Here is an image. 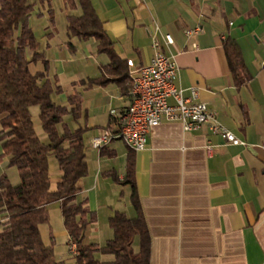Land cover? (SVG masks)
<instances>
[{"label":"crops","instance_id":"obj_1","mask_svg":"<svg viewBox=\"0 0 264 264\" xmlns=\"http://www.w3.org/2000/svg\"><path fill=\"white\" fill-rule=\"evenodd\" d=\"M91 2L116 53L127 62L128 80L102 72L111 60L107 54L98 53L94 38L70 36L68 17L81 16L82 9L78 5L68 10L62 0L46 4L48 32L41 37L35 34L42 58L30 66L32 71L33 65L44 63L42 83H50L53 101L54 95L68 102L76 97L75 105L69 102L66 106L75 110L76 118L70 114L64 124L72 132L85 130L88 173L77 183L75 201H85L96 218L87 228L85 243L104 247L114 237L109 222L116 213L129 218L142 215L150 237V264H264V0ZM52 4L63 5L66 13V37L54 46L51 42L58 30ZM198 29L197 34H188ZM167 34L173 37L171 46L165 43ZM228 39L238 44L250 75L242 86L236 85L229 66L224 47ZM155 42L177 63L178 86L196 88L200 101L243 145L226 143L207 127L187 132L181 122H164L153 128L141 152L129 149L121 140L101 150L90 145L103 132L117 130L112 112H120L130 104V82L154 57ZM80 49L84 50L85 70L68 69L78 61ZM50 50L55 52L58 66L54 75L50 74L47 59ZM58 129L62 134L61 125ZM2 130L0 123V134ZM41 141L47 142L48 138ZM209 146H214L211 153ZM2 155L0 141V178L6 175L18 185V170ZM130 158L135 162L139 210L132 201L133 184L127 180ZM61 177L60 170L54 180L51 177L52 190ZM53 205L61 210L59 202L50 205L49 210ZM65 233L70 256L76 261V246L66 227ZM133 248L140 251L139 236ZM95 256L100 264L114 261L110 254L98 252Z\"/></svg>","mask_w":264,"mask_h":264},{"label":"trees","instance_id":"obj_2","mask_svg":"<svg viewBox=\"0 0 264 264\" xmlns=\"http://www.w3.org/2000/svg\"><path fill=\"white\" fill-rule=\"evenodd\" d=\"M62 1L68 10H75L78 5L82 9L81 16L68 17L70 36L82 40L94 38L98 53L107 54L111 60L102 72L109 71L122 75V81L128 80L127 62L116 53L114 42L104 30L91 0ZM39 2L45 6L51 0ZM34 9L35 5L28 0H0V123L3 128L0 141L2 157H7L10 166L20 175L18 185H13L6 175L0 178V264H59L53 242L46 245L41 234V226L50 220L49 207L57 202L61 204L64 225L76 246L77 264H100L95 256L98 252L114 256V261L107 264H150V237L142 215L129 218L116 213L109 222L114 237L104 247L85 243L87 228L96 220L85 201H75L79 192L77 183L88 173L85 130L70 131L64 119L70 114L75 116V110L55 103L50 83H42L45 73L34 74L30 69L33 62L42 58L29 24ZM224 47L236 85L246 84L250 75L238 44L228 39ZM75 100L76 97H70V104L75 105ZM34 106L40 109L47 142L41 141L35 130L31 114ZM59 125H63L62 134ZM52 156L62 173L55 190L51 188ZM134 175L135 162L130 158L127 180L133 184L132 201L139 210ZM136 236L141 239L139 252L133 248Z\"/></svg>","mask_w":264,"mask_h":264},{"label":"built area","instance_id":"obj_3","mask_svg":"<svg viewBox=\"0 0 264 264\" xmlns=\"http://www.w3.org/2000/svg\"><path fill=\"white\" fill-rule=\"evenodd\" d=\"M198 30L188 32L197 34ZM165 43H174L170 34ZM155 55L148 65L133 75L131 102L116 116L117 130L106 131L90 141L94 149L101 150L114 140H133L138 152L146 149L151 130L164 122H181L187 132L207 127L213 134L220 136L226 143L243 145L232 132L223 127L208 105L199 99L196 88L183 89L178 86L179 67L175 60L164 53L160 43L155 42ZM124 117H133L132 125H124ZM214 146L208 147L211 153Z\"/></svg>","mask_w":264,"mask_h":264},{"label":"rangeland","instance_id":"obj_4","mask_svg":"<svg viewBox=\"0 0 264 264\" xmlns=\"http://www.w3.org/2000/svg\"><path fill=\"white\" fill-rule=\"evenodd\" d=\"M32 4L35 5L34 13L30 18V26L33 29L34 33L37 37H41L45 35L48 30L47 26L50 24L49 14H48V6L46 5L45 9L42 8L39 0H30ZM62 4V3H61ZM52 8L54 11L55 16V24L57 26L58 35H56L53 39L51 44L54 46L55 42L58 40H64L66 37V13L63 9V5L60 4H52ZM40 9V11H39ZM88 49V48H87ZM84 52L83 49H80L77 53V60L75 63L69 65L68 69L75 70L77 72L84 71V62L82 60ZM86 53V52H85ZM84 53V54H85ZM89 52L87 51V54ZM47 56V54H46ZM47 58V57H46ZM50 60L49 71L50 74L54 75L58 72V66L55 63V52L50 50L48 53V58ZM91 62V61H90ZM89 62V63H90ZM92 63V62H91ZM36 69L38 72H44V63L42 62L39 65H33L32 71ZM63 77H66L63 75ZM64 79V78H63ZM130 86H132V81L130 82ZM54 101L62 106H68L69 102L68 99H64L63 96L54 95ZM31 114L35 126V130L37 134L41 137H44L47 141V135L45 134L41 121H40V109L37 106L32 107ZM63 128V125H61ZM64 131V130H63ZM59 173L57 161L54 156L50 157V175L54 180ZM49 210L50 220L48 224H44L41 226V234L42 239L46 245H51L52 242L54 244V255L55 259L59 262H64V264H76V261L73 257L70 256L69 245L67 240V235L65 233V225L62 218V213L60 210L59 205H53ZM53 237V240H52Z\"/></svg>","mask_w":264,"mask_h":264},{"label":"bare ground","instance_id":"obj_5","mask_svg":"<svg viewBox=\"0 0 264 264\" xmlns=\"http://www.w3.org/2000/svg\"><path fill=\"white\" fill-rule=\"evenodd\" d=\"M133 81V79H132ZM133 117H124V125H132ZM126 145L133 151L138 152V147L133 145V140H126Z\"/></svg>","mask_w":264,"mask_h":264}]
</instances>
